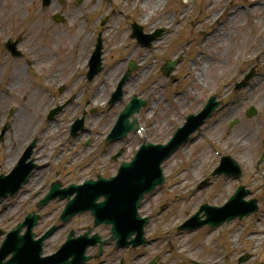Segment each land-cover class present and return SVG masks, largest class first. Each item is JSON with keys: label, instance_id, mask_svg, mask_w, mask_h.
<instances>
[{"label": "rangeland", "instance_id": "obj_1", "mask_svg": "<svg viewBox=\"0 0 264 264\" xmlns=\"http://www.w3.org/2000/svg\"><path fill=\"white\" fill-rule=\"evenodd\" d=\"M60 1L63 2L60 4ZM90 1L54 0L49 8H42L40 0H6L0 6V63L4 59L15 72L11 75V71L5 72V66L0 67V82L9 77V90L13 93L7 98L5 107H14L17 111L14 122H18L20 115L33 119L32 131L35 132L29 140L26 138L32 135V131L19 141L20 150L14 162L23 149L35 141L33 158L40 169L32 176H39L36 183L44 180L37 195L33 192L41 183L34 185L31 182L14 199H0V231L7 233L26 214L34 210L38 212L36 205L53 182L60 181L66 187L97 175L109 177L116 173L121 161L132 157L139 141L134 139L127 149L121 144L107 145L104 139L120 109L118 103L109 107V98L126 64L136 61L138 69L130 75L124 88L127 96L124 103L135 94L149 97V105L141 116L145 122L152 119L155 123L150 130V142L162 143L169 138L186 113L197 111L209 95H216L224 101L227 100L224 97L232 96L237 103L231 110L239 106L232 116H229L231 112L227 115L230 109L220 110L199 134L194 135V142L186 144L164 164L166 182L163 189L146 197L140 209V214L152 219L148 231L151 238L157 239L146 247L150 249L149 254L141 263L145 264L148 258L157 254L162 264H191L192 260L214 264V260L219 262L220 255L226 256L225 264H239L238 258L245 256L248 260L242 264H264V217L261 213L264 212V189L254 194L261 203V211L254 218L232 223L218 231L204 228L192 234L178 235L176 230L200 203L221 205L237 186L238 182L234 180L211 178L215 161L218 162L216 152L221 153L220 157L234 154V158L229 157L241 165L244 180L240 182L250 191H256L264 184V180H260L264 174V165L260 164L264 163V156L261 160L264 147L260 143L264 139V130L262 133L258 131L259 125L264 123V12L262 7L256 6L257 1L264 3V0H154L158 3L156 10L151 0ZM244 5H253L254 14L245 16L239 10L233 15ZM58 14L64 17V23L52 21V17ZM133 23L142 26L144 33L163 27L166 34L150 49H141L130 39ZM97 33L102 35L105 68L94 83L82 90L84 64ZM203 33L207 34L205 38H202ZM18 36H24L19 48L24 58L32 62L27 72L23 59L12 61L1 50L6 38L16 39ZM179 54L180 63L169 79L163 78L161 67ZM239 63L242 65L240 72L236 70ZM250 68L257 72L252 82L254 89L246 87L233 92V84ZM16 69L19 70L18 76H15ZM62 84H66L68 90L60 96L57 94L60 88L56 90V87ZM45 88L51 90L55 100L45 96ZM73 90H77V104L65 108L54 122H47L46 111L71 96ZM93 95H96L94 100ZM250 108L256 109V115L247 118L245 111ZM19 110L22 111L18 115ZM84 110L87 112L85 127L88 133L72 138L68 127L78 112ZM224 115L229 117L223 123H213L214 119L222 120L220 117ZM231 119L238 124L228 131ZM9 121L13 125V119ZM225 128L229 134L227 137ZM4 138L6 142L7 135ZM86 143L87 148L84 147ZM229 144L233 145V152L229 150L232 147ZM2 145L0 174L6 173L5 145ZM119 147L126 150L114 162L111 156ZM46 163L48 165L40 171ZM207 177L211 178V185L198 191L197 183ZM163 204L169 208L160 211ZM63 206L64 202L56 200L42 209L39 212L40 225L35 231L42 233L54 223ZM91 223L88 214L76 217L45 242L43 253H51L70 228L82 233ZM96 231L107 235L102 228ZM146 249L131 252L126 256L125 264L128 258L134 259ZM113 254L108 257L112 261L110 264H116L117 255H125L124 252Z\"/></svg>", "mask_w": 264, "mask_h": 264}, {"label": "water", "instance_id": "obj_2", "mask_svg": "<svg viewBox=\"0 0 264 264\" xmlns=\"http://www.w3.org/2000/svg\"><path fill=\"white\" fill-rule=\"evenodd\" d=\"M136 35L139 37L138 41L141 42V39L143 38L145 43H147L148 37H140L139 30H137ZM152 39H154V37H149L148 42ZM132 69L133 67H131V70ZM180 133L183 134L184 131H181ZM177 136L178 135H176V137ZM176 137L167 147L158 148L157 151L152 150L150 147L146 148L145 151H142V149L131 164L123 165L121 167L117 178L111 179L108 182L101 181L86 184L90 191H96L98 193L93 194L90 192V202L88 204H81L80 207L72 209L66 217L69 218L73 214L82 212L83 210H90L97 219L96 225L99 223L113 225L112 235L113 238L119 239L118 247L120 245H127L126 240L134 233H136L138 238L142 241V228L146 221H141L136 217V209L138 208L139 201L144 194L152 192L156 186L162 184L163 180L160 176L159 165L181 143L180 140H176ZM145 165H149L150 167H144ZM17 186L18 185H16V187ZM49 197L44 201H47ZM100 197H103L105 202L95 205L94 202ZM80 201L81 197H78L74 205ZM111 205H113V208L115 207V209L109 208ZM120 206L122 207L123 212H118L116 209V207L120 208ZM106 207H108L107 210H109L111 214L113 213V218L115 214L121 216L120 219L123 221L122 223L124 226H122V223L116 222V219L111 217H100L101 211H104ZM125 213L126 217H123L122 215ZM118 225L122 226V228H119ZM189 228L193 227L189 225ZM19 229L20 227H17V230L12 232L6 238L0 248V264H3L2 261L9 254L12 255V259L5 264H61L55 260L57 256H54L53 259H40L38 256L39 244L32 242V236L30 234L24 238L18 237ZM95 243L96 241H94L93 238L87 239L86 237L83 241H69L63 248L62 252L58 255L63 256L66 262L70 256L76 257L75 260L67 264H82L86 259L83 257L86 248ZM131 244L135 246L136 242H132Z\"/></svg>", "mask_w": 264, "mask_h": 264}, {"label": "bare ground", "instance_id": "obj_3", "mask_svg": "<svg viewBox=\"0 0 264 264\" xmlns=\"http://www.w3.org/2000/svg\"><path fill=\"white\" fill-rule=\"evenodd\" d=\"M157 1V0H156ZM216 1V0H215ZM91 3H94L95 0H91ZM151 2H154V0H151ZM149 3V2H148ZM157 2H154V10L157 9ZM264 12V7L261 9ZM251 14H254V11H250ZM234 21V19H233ZM19 70L16 69V74L15 76H18ZM6 101V99L2 96H0V103H4ZM31 109H35V108H31ZM22 110H19V114H21ZM39 116V114H38ZM35 120H37V114L35 113ZM4 121V119L2 120ZM33 127V119H30V117L28 115L26 116H22L20 115V119L17 122L16 126H14V130H13V135H12V141L13 142H8L6 150L4 152L5 158H4V167L6 170H10V168L12 167V164L14 162V159L17 157L18 152L20 150V146H17L20 140H23L25 137H27L29 135V132L32 131ZM33 132V131H32ZM35 132L32 133L31 136H34ZM27 135V136H26ZM28 139V137L26 138ZM247 140V139H245ZM16 149V151H14ZM19 157V156H18ZM36 181V177L33 180V183ZM42 179L40 180V183L42 185ZM41 185H37L35 187L36 192L38 193L40 191V187Z\"/></svg>", "mask_w": 264, "mask_h": 264}]
</instances>
